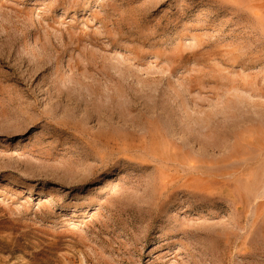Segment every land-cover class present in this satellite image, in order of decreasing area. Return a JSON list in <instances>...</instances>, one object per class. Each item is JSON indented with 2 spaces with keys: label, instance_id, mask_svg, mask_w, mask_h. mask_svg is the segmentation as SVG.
<instances>
[{
  "label": "rangeland",
  "instance_id": "1",
  "mask_svg": "<svg viewBox=\"0 0 264 264\" xmlns=\"http://www.w3.org/2000/svg\"><path fill=\"white\" fill-rule=\"evenodd\" d=\"M0 264H264V0H0Z\"/></svg>",
  "mask_w": 264,
  "mask_h": 264
}]
</instances>
